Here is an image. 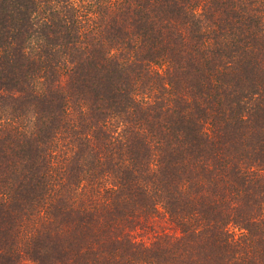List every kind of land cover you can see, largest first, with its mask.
I'll return each instance as SVG.
<instances>
[{
    "label": "trees",
    "instance_id": "trees-1",
    "mask_svg": "<svg viewBox=\"0 0 264 264\" xmlns=\"http://www.w3.org/2000/svg\"><path fill=\"white\" fill-rule=\"evenodd\" d=\"M0 264H264V0H0Z\"/></svg>",
    "mask_w": 264,
    "mask_h": 264
}]
</instances>
